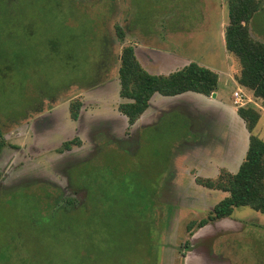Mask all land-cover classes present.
<instances>
[{"label":"rangeland","instance_id":"rangeland-1","mask_svg":"<svg viewBox=\"0 0 264 264\" xmlns=\"http://www.w3.org/2000/svg\"><path fill=\"white\" fill-rule=\"evenodd\" d=\"M261 3L248 27L253 39L264 42ZM226 4L0 0V264H181L187 224L222 195L195 182L198 160L219 137L222 149L231 147L225 135L238 134L236 120L178 101L181 106L163 112L155 125L126 127L122 118L112 116L118 57L121 47L137 37L179 53L181 62L219 71L217 99L238 106L233 91L240 88L244 101L252 99L244 105L260 111L253 133L264 140L260 100L228 75L229 65L232 77L240 65L225 48ZM83 97V135H78L75 123L67 126L74 121L69 104L78 100L82 106ZM41 109L43 125L33 122ZM34 137L46 140L41 151L33 150ZM74 139L80 143L70 144L66 153L62 144ZM81 159L71 174L86 190H74L65 169L70 160ZM45 184L54 186L60 198L74 199L65 207L68 212L47 204L44 192L48 198L51 194ZM157 185L159 203L154 204L149 195ZM86 195L97 198L92 213ZM58 196L53 194L52 205ZM129 198L134 201L130 207ZM232 215L264 224V214L248 206L236 207ZM263 243L262 238L254 242L261 255Z\"/></svg>","mask_w":264,"mask_h":264},{"label":"trees","instance_id":"trees-1","mask_svg":"<svg viewBox=\"0 0 264 264\" xmlns=\"http://www.w3.org/2000/svg\"><path fill=\"white\" fill-rule=\"evenodd\" d=\"M226 3L228 23L224 28L225 48L237 58L240 65L239 72L234 78L241 87L251 92L254 99L260 100L264 107V42L253 39L248 27L254 14L262 6L261 0H226ZM123 35L122 31H118L117 36L121 41L124 39ZM118 59L119 95L126 100L118 104V110L127 117L129 124H133L139 118L155 92L165 96L187 91L211 95L218 85V73L196 62H189L168 74H152L141 66L131 44H124L121 47ZM80 105L78 100L71 101L69 104V114L73 120L78 117ZM236 111L249 132L245 155L235 173L220 169L214 178L195 177L198 185L222 190L228 194L216 202L205 217L192 220L187 224L186 231L189 234L194 227L231 216L236 207L248 206L264 214V140L253 133L260 119V111L253 104L238 106ZM72 143L79 144L80 141L79 139L66 141L62 144L63 149H68ZM70 176L74 178V174ZM72 180L86 190V185H83L81 181ZM95 184L97 185V182L93 183L94 187ZM158 185L153 187L149 195L152 198L149 201H153L154 204L159 203ZM44 199L51 205L48 198ZM87 201L92 202L87 209L91 213L94 212L97 198L94 200L87 198ZM72 202L74 203V200L71 198L60 199L55 207L57 208L60 204L62 212H68V207H65L70 206ZM126 202L128 207L134 204L130 198ZM184 246H189L188 240L184 242Z\"/></svg>","mask_w":264,"mask_h":264},{"label":"crops","instance_id":"crops-1","mask_svg":"<svg viewBox=\"0 0 264 264\" xmlns=\"http://www.w3.org/2000/svg\"><path fill=\"white\" fill-rule=\"evenodd\" d=\"M137 39L138 38L135 37L128 44H131L133 46L135 56L141 66L152 74H168L183 67L184 65H186V63H189L187 62L188 60H186V62H181L182 60L179 53L149 46L147 43H145V41ZM229 55L232 54L229 53ZM230 60L231 59H228L229 63ZM213 70L218 73L219 81V71L215 69ZM229 70V78L238 86H240L236 82L235 78L231 76L230 65ZM110 82L111 81H107L106 84H109ZM116 84V109L112 116L122 118L126 127L128 126L130 128H134L138 126L140 130V128L142 127L146 128L155 125L160 119L163 112L170 110L173 107L181 106L177 105L178 101L184 102V107L190 108L194 106L196 107L198 105L201 109L213 111L215 113H211H213L214 115H219V118L221 119L224 118L230 120L231 117L235 118L236 123L234 124V126L238 127V134H233L231 132L229 134L228 132L225 135V138H230L231 147L222 149L220 146V137L215 141L218 145L216 143H212L211 141L209 145V147L211 146L209 154H207L206 157H203V159L198 160L199 164L201 163V166L197 173L200 176L207 177V175H211L212 177L210 178H214L218 175L220 169H226L231 173H235L237 171L248 146L249 132L245 127L243 119L237 114L236 110L238 106H235L233 104L229 105L217 99V88L211 95H204L193 91H187L173 96H165L155 92L150 97L147 108L142 112L139 118L133 124H129L127 121V117L118 110V104L126 100L121 98L119 95V79L117 80ZM108 87L109 86H107V88ZM107 88H105V90ZM236 90L242 91L240 88H237L234 91ZM106 92L108 91L106 90ZM248 98L252 100L250 97ZM84 101L85 99L83 97V104L81 106V110L77 119H75L73 122L70 121L67 125L73 128V125H71L70 123H75V128L76 130H78V135H83V130L79 129V120L84 110H86ZM262 109L264 110V107H262ZM42 116V113L37 115L36 117H34L33 122L43 125ZM58 122H61V118ZM86 124L89 131L94 130L93 127H90L91 125L89 124V122H86ZM114 130L113 133H115ZM222 134L224 135V133ZM79 138L80 140L83 139H81V137ZM41 145L46 146V140L43 142H41L40 140L36 142L35 139L33 150L41 151L42 149L40 150L39 148ZM45 149L47 150V148ZM45 149L43 151H46ZM65 152L67 153L68 150H65ZM93 153H95V151ZM93 153L88 158L93 157ZM83 160L85 159L76 161H78L77 163H79ZM207 190L215 191V189L209 188H207ZM217 191H221L222 195L225 194L223 196L221 195V198H219V200L228 194L227 192H224L222 190ZM213 205L214 204H210V206L204 207L203 209L205 213H203L200 217L193 218V220H199L205 217L211 210ZM185 233L186 238L189 242V246L186 247L184 253L180 255L181 264H264V251L262 256L260 254L262 252H259V250H255L257 246L254 245V242L260 240V238H262L264 242V224H253L252 222L244 219V217H233V215H231L229 217H223L220 219L209 221L208 223L200 227H194L191 230V234H189L186 230Z\"/></svg>","mask_w":264,"mask_h":264},{"label":"flooded vegetation","instance_id":"flooded-vegetation-1","mask_svg":"<svg viewBox=\"0 0 264 264\" xmlns=\"http://www.w3.org/2000/svg\"><path fill=\"white\" fill-rule=\"evenodd\" d=\"M0 58H2V55L0 54ZM80 110H81V106H80V109H79V112H80ZM42 109L41 110H38L37 112H39V113H42ZM79 115V114H78ZM64 150H68V149H64ZM69 162V161H68ZM78 161H76V160H70V164L68 165V167L65 169V177H66V180H67V183L71 186V187H74V190H75V188L76 189H84L83 187H81V186H79L78 185V183L76 184L75 182H73V180H72V177L70 176V174H71V169H73V167L74 166H76L78 163H77ZM44 186H46V187H48L49 188V190H50V198H48L47 196H46V193H44V197H46V198H48L49 200H51L52 199V196H53V194H56L57 196H58V191L56 190V188L54 187V186H52V185H44ZM159 192H160V190H159ZM60 199H62V198H60L59 196L58 197H56V198H54V200H55V202H54V204L52 205L51 203V205L52 206H55V204H56V202L58 201V200H60ZM67 199V198H66ZM74 200V199H73ZM86 200H87V197H86ZM60 205V204H59ZM80 205V204H79ZM80 206H85V203L84 204H81Z\"/></svg>","mask_w":264,"mask_h":264},{"label":"built area","instance_id":"built-area-1","mask_svg":"<svg viewBox=\"0 0 264 264\" xmlns=\"http://www.w3.org/2000/svg\"><path fill=\"white\" fill-rule=\"evenodd\" d=\"M233 98H234V103L238 104V106H243L246 102H250L251 100L249 98H247L245 101L243 99V95L241 93V91H233Z\"/></svg>","mask_w":264,"mask_h":264}]
</instances>
